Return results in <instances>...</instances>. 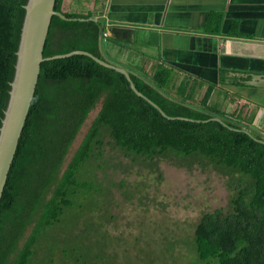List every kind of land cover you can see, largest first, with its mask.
<instances>
[{
    "label": "trees",
    "instance_id": "trees-1",
    "mask_svg": "<svg viewBox=\"0 0 264 264\" xmlns=\"http://www.w3.org/2000/svg\"><path fill=\"white\" fill-rule=\"evenodd\" d=\"M94 1L100 9L78 14L63 13L64 0H56L54 10L66 20L52 17L44 61L2 190L0 264L54 263L52 255L46 259L43 253L76 199L81 196L84 203L97 191L89 168L94 162L102 169L104 146L132 166L155 168L167 161L223 177L228 205L202 214L190 249L199 264H264V134L252 121H236L216 106L210 108L211 92L197 101L196 89H189L187 81L177 86L171 71L157 68L145 75L139 67L126 68L127 76L117 71L102 49L108 39L101 18L107 0ZM28 2L0 0V135ZM75 52L83 54L54 58ZM98 106L63 170L79 132ZM119 185L127 186L125 180ZM61 251L67 264H113L97 252L87 256L81 248L65 246ZM117 262L122 264L121 259Z\"/></svg>",
    "mask_w": 264,
    "mask_h": 264
},
{
    "label": "crops",
    "instance_id": "crops-1",
    "mask_svg": "<svg viewBox=\"0 0 264 264\" xmlns=\"http://www.w3.org/2000/svg\"><path fill=\"white\" fill-rule=\"evenodd\" d=\"M101 18L120 70L169 68L264 134V0H107Z\"/></svg>",
    "mask_w": 264,
    "mask_h": 264
},
{
    "label": "rangeland",
    "instance_id": "rangeland-1",
    "mask_svg": "<svg viewBox=\"0 0 264 264\" xmlns=\"http://www.w3.org/2000/svg\"><path fill=\"white\" fill-rule=\"evenodd\" d=\"M98 8L100 5L94 0H64L62 12L93 14ZM102 49L104 59L113 64L111 59L117 51L111 53L107 43H103ZM160 70L165 73L169 68ZM98 111L99 106L86 120L63 170ZM104 150L102 169L94 166V162L89 168L97 191L84 203L80 196L72 210L66 211L62 223L56 226L52 244L47 246L49 250L43 253L45 258L50 259L52 255L53 264H67L61 251L66 246L84 249L90 257L97 252L113 264H118L120 259L122 264H199L190 242L203 213L227 207L224 178L199 169L176 167L167 161H161L155 168L139 163L132 166L127 158L113 153L107 146ZM122 180L126 181V187L119 185ZM41 252L35 260L38 261Z\"/></svg>",
    "mask_w": 264,
    "mask_h": 264
},
{
    "label": "water",
    "instance_id": "water-1",
    "mask_svg": "<svg viewBox=\"0 0 264 264\" xmlns=\"http://www.w3.org/2000/svg\"><path fill=\"white\" fill-rule=\"evenodd\" d=\"M55 3L56 0H29L26 6L15 80L0 135V198L35 92L40 66L44 61L43 50L52 17L66 20L54 10ZM73 54L83 53L75 52L54 58H65ZM101 64L108 66L102 62ZM116 70L127 76L125 71L118 68Z\"/></svg>",
    "mask_w": 264,
    "mask_h": 264
},
{
    "label": "built area",
    "instance_id": "built-area-1",
    "mask_svg": "<svg viewBox=\"0 0 264 264\" xmlns=\"http://www.w3.org/2000/svg\"><path fill=\"white\" fill-rule=\"evenodd\" d=\"M103 37L106 38V37H107V34L105 33V34L103 35Z\"/></svg>",
    "mask_w": 264,
    "mask_h": 264
}]
</instances>
